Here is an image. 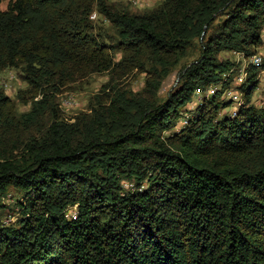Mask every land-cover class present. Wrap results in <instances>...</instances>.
<instances>
[{"label": "trees", "instance_id": "16d2710c", "mask_svg": "<svg viewBox=\"0 0 264 264\" xmlns=\"http://www.w3.org/2000/svg\"><path fill=\"white\" fill-rule=\"evenodd\" d=\"M95 9L138 63L155 65L151 99L117 91L67 124L49 92L73 69H113L89 21ZM263 29L264 0H166L143 15L106 0H10L0 9V74L21 69L44 97L16 119L0 88V264H264V107L252 104L258 72L236 117L215 121L222 104L212 97L169 136L198 88L231 69L219 55L253 57ZM197 39V63L157 103L163 74ZM124 180L140 185L127 192ZM10 188L22 195L21 217L6 224Z\"/></svg>", "mask_w": 264, "mask_h": 264}, {"label": "rangeland", "instance_id": "374dc122", "mask_svg": "<svg viewBox=\"0 0 264 264\" xmlns=\"http://www.w3.org/2000/svg\"><path fill=\"white\" fill-rule=\"evenodd\" d=\"M166 0H106L108 6L113 8H125L130 13L143 15L158 9ZM10 0H2L0 9L8 11ZM89 21L93 28V34L97 39L103 56L111 59L113 69L109 71L96 72L82 67L73 69L72 75L66 77V84L58 92H49L48 101L53 107L56 106L60 119L67 124L75 123L76 118L91 114L94 107L101 101L108 102L109 98L117 91H131L134 94H143L144 97L151 99L146 93L147 82L154 77V66L150 62L144 65L133 58V51L127 49L117 30L110 21L98 12V9L90 15ZM207 27H205L206 29ZM205 35L203 33L202 37ZM263 46L258 48L255 54H261L263 65L255 67L252 65V56L247 57L240 52H223L219 55L220 61H228L232 64L231 69L223 75V80L218 84L210 85L206 88L199 87L194 93L192 100L182 110L181 118L176 123L173 133L181 132L188 125L185 121L195 120L199 110L205 106L212 97L218 99L222 104L219 108L215 121L224 117H231L232 112L239 111L245 101V89L249 77L253 72H258L257 87L252 96V104L257 108L264 107V29L262 32ZM201 40V39H200ZM193 42V47L188 56L181 63L170 69L161 78V85L154 97L157 103H164L170 94L176 89L184 75L192 65L197 63L200 56L202 40ZM0 88L10 100L11 113L16 119L29 113L36 101H41L43 95L40 91L32 89L22 77L21 69L6 68L0 74ZM212 90L215 94H212ZM232 95H239L241 103L237 104ZM227 106V107H224ZM50 107V105H49ZM52 116L47 110L46 117L41 121L43 130L50 124ZM15 135V134H14ZM27 135V133H26ZM17 154V152H16ZM19 155V154H18ZM136 180H124L123 189L134 191L140 184ZM18 190L10 188L4 197V204L9 207V211L3 213V220L6 224H13L21 217L18 200L21 198ZM77 206L67 211V217L75 218Z\"/></svg>", "mask_w": 264, "mask_h": 264}, {"label": "built area", "instance_id": "2783aa9c", "mask_svg": "<svg viewBox=\"0 0 264 264\" xmlns=\"http://www.w3.org/2000/svg\"><path fill=\"white\" fill-rule=\"evenodd\" d=\"M251 62H252V65H254L255 67H261L263 65V57H262V55L261 54H255L252 57V61ZM212 94H215V91L214 90H212ZM232 96H233L232 98L235 101H238L237 104H240L241 103V97L239 95H232ZM237 114H238V112L234 110L232 112V116L231 117H236ZM183 123H187V121H185ZM75 218H76V216H75Z\"/></svg>", "mask_w": 264, "mask_h": 264}]
</instances>
